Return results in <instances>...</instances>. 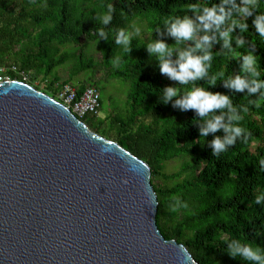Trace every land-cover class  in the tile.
<instances>
[{"label":"trees","instance_id":"16d2710c","mask_svg":"<svg viewBox=\"0 0 264 264\" xmlns=\"http://www.w3.org/2000/svg\"><path fill=\"white\" fill-rule=\"evenodd\" d=\"M113 3L116 12L111 29L126 27L132 23L145 24L150 36L146 39L133 36L130 54L119 48L114 40L99 39L96 31L101 27L97 13L106 11L107 3ZM213 0H0V65L12 62L32 75V81L47 80L53 74L46 89H37L56 98L61 86L82 73L94 68L93 58L79 50L88 40L97 42L102 65L109 71V78L129 85L125 112L111 118L85 117L89 129L147 163L152 172L151 181L158 196L157 224L168 240L184 245L199 264H250L240 257L233 258L227 250V242L239 239L243 243L264 248V205L255 202V196L264 193V171L259 161L264 159V99L249 97L245 93H233L223 86L219 74L228 75L240 71L239 57L249 49L257 55L258 79H264V38L258 36L249 17V30L243 35L248 43L235 47L232 53L216 44L213 49L209 77L217 75V83L197 81L196 85L212 91L231 95L233 104L246 106L240 126L251 133L248 141L237 143L221 153L212 154L207 140L200 137L194 110L182 111L173 102L160 101L162 88L177 87L180 92L193 85H179L159 71L158 61L151 56L146 44L161 38L156 31L166 16L183 15L189 4L212 3ZM258 11L264 12V0H257ZM243 22V21H242ZM240 34L237 28L234 35ZM169 45L175 39L162 37ZM191 43V42H188ZM74 47L76 51L64 50ZM79 50V51H77ZM69 51V52H66ZM119 57L118 67L113 60ZM74 61L69 81L59 82L56 69ZM99 83L78 86L81 94L87 87ZM102 97V93H101ZM175 99V98H174ZM250 99H256L250 104ZM103 101L101 99V106ZM222 134L218 132L217 135ZM183 161L179 172L165 173V164L173 160ZM174 197L187 208L173 211Z\"/></svg>","mask_w":264,"mask_h":264},{"label":"water","instance_id":"95a60500","mask_svg":"<svg viewBox=\"0 0 264 264\" xmlns=\"http://www.w3.org/2000/svg\"><path fill=\"white\" fill-rule=\"evenodd\" d=\"M151 176L50 95L0 83V264H199L163 237Z\"/></svg>","mask_w":264,"mask_h":264},{"label":"clouds","instance_id":"9594fccd","mask_svg":"<svg viewBox=\"0 0 264 264\" xmlns=\"http://www.w3.org/2000/svg\"><path fill=\"white\" fill-rule=\"evenodd\" d=\"M257 0H213L212 3L189 4L183 15L166 16L156 31L161 38L152 39L146 44L149 54L158 61L159 71L170 80L178 82L179 85L193 86L182 92L177 87L167 86L162 88L160 101L164 104L173 102V107L182 111L194 110L196 124L199 125L200 137L213 138L207 143L212 149L214 156L221 153L237 143V140L247 142L251 133L240 126L243 119L242 112L248 109L246 106L233 104L231 95L219 91H212L196 85L197 81L208 80L209 85L217 83V75L209 77V69L212 66L213 49L216 44H221L222 49L232 53L235 47L243 48L247 39L243 35L249 30L247 19L254 17L252 23L259 37L264 38V12L257 10ZM116 9L113 3L106 5V11L97 13L96 18L101 27L96 31L99 39L114 40L115 44L130 54L133 36H139L141 29L133 26L129 31L126 27L111 29V37L106 26L110 25L114 18ZM243 21V22H242ZM240 34L234 35L236 29ZM168 35L175 39L173 47L162 37ZM191 42V43H188ZM240 71L230 74L224 78V73L219 74L223 80V86L233 93H245L249 97L264 99V79H258L257 55L255 50L249 49L239 57ZM119 57L113 60V66L118 67ZM175 98V99H174ZM256 99H250V104H255ZM218 132L222 134L217 135ZM260 170L264 171V159L259 161ZM175 205L173 211L179 207L187 208L178 197H174ZM258 205H264V193L255 196ZM152 206L156 201L152 200ZM233 258L240 257L250 264H264V248L243 243L239 239L227 242V250Z\"/></svg>","mask_w":264,"mask_h":264},{"label":"rangeland","instance_id":"374dc122","mask_svg":"<svg viewBox=\"0 0 264 264\" xmlns=\"http://www.w3.org/2000/svg\"><path fill=\"white\" fill-rule=\"evenodd\" d=\"M133 26L139 27L141 29L140 31V37H143L144 39L148 38L150 34L148 33L146 29L145 24H141L140 22H134L132 23ZM64 50H69L71 52L76 51L74 47H67L65 49H62V53H64ZM79 50H84L88 57L93 58L95 62V66L90 71H87L85 73L80 74L79 76L75 77V79L71 80L70 83L78 88V86L82 85H89L92 83H99L102 93V101L103 105L100 110V117L101 118H111L116 114L124 113L127 105V97L129 93V85L126 83H123L120 80H112L109 78V71L105 66L102 65V56L98 50L97 42H91L86 40L83 45L80 47ZM77 50V51H79ZM66 51V52H69ZM74 61L67 63L63 67H60L55 70L54 75L59 78V82L62 83L64 81L70 80V75L72 74ZM53 74L47 78V80L41 78L38 80L39 85L43 89H46L49 82L53 81ZM37 85V82H34V86ZM40 89V87H37ZM183 164V161L180 159L173 160L169 163L165 164V173L166 174H174L176 172H179L181 169V166Z\"/></svg>","mask_w":264,"mask_h":264},{"label":"built area","instance_id":"2783aa9c","mask_svg":"<svg viewBox=\"0 0 264 264\" xmlns=\"http://www.w3.org/2000/svg\"><path fill=\"white\" fill-rule=\"evenodd\" d=\"M12 81H19L32 86H34V82H37L36 86L41 87L38 81H32V75H30V73L21 70L16 64L12 62L1 64L0 83ZM41 89L43 88L41 87ZM54 99L72 110V112L82 121L85 117L100 116L102 97L100 91L95 86L87 87L80 94L78 88L72 84H65L60 87L57 96Z\"/></svg>","mask_w":264,"mask_h":264}]
</instances>
